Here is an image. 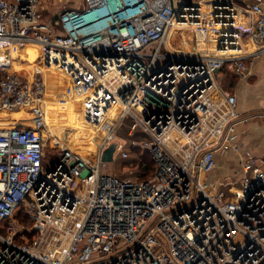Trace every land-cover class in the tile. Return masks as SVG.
Instances as JSON below:
<instances>
[{"label": "built area", "instance_id": "1", "mask_svg": "<svg viewBox=\"0 0 264 264\" xmlns=\"http://www.w3.org/2000/svg\"><path fill=\"white\" fill-rule=\"evenodd\" d=\"M45 8L0 0V69L34 43L63 85L46 92L40 71L41 97L19 98L39 101L0 93V111L77 107L91 130L109 125L93 162L68 146L45 162L40 127L0 124V264H264V157L245 158L238 181L206 178L216 153L241 148L236 97L215 77L264 58V0H80L52 23ZM21 83L0 78L9 94ZM126 119L148 136L130 145L154 163L145 180L101 171L111 143L129 156Z\"/></svg>", "mask_w": 264, "mask_h": 264}, {"label": "crops", "instance_id": "2", "mask_svg": "<svg viewBox=\"0 0 264 264\" xmlns=\"http://www.w3.org/2000/svg\"><path fill=\"white\" fill-rule=\"evenodd\" d=\"M79 4L80 0H67L64 8L76 7ZM46 11L47 8H45L41 13L42 18L44 17L46 22H54L53 20L55 19L57 13L48 17ZM30 48L32 49L30 50V55L38 57L41 60L38 50L39 47L37 45L24 46L19 50V53L24 50L28 51ZM19 53L13 56L10 62L14 72L21 70L23 66L26 67L25 65L20 64L23 63L25 59L26 61H29L26 58V55L21 56ZM19 59L22 61H19ZM248 62H246L248 69L243 77L234 75L232 71V73H230V80L229 77L220 78V76H217L218 74H221V72H219L215 77L216 86L220 91L224 92L225 94H234L236 97V110L239 113L240 118L235 121L234 129L237 133L241 148L238 154L227 152L215 154L216 167L206 177L208 182H219L226 178H236L238 181L242 177L239 172V166L245 158L264 157V58L257 59L252 64H249ZM29 68L32 67L29 66ZM29 70L31 78L36 75L33 69ZM44 71L45 76L46 74H50V71L47 69ZM222 88H224V90H222ZM213 94L215 98L219 96L218 94ZM19 109L25 108L23 107ZM76 111L78 112V109L74 110L72 114H74ZM27 112L28 111L25 110L7 112L0 111V124L15 125L17 123H21L22 120H25L28 116L29 112ZM57 113H50V116H52L53 120L65 125L68 124L72 126L82 121L79 112L75 119L64 118L65 120L68 119L67 122H61L59 119H55L58 116H61ZM243 118H246L247 120L243 121ZM22 124L25 125L26 123L23 122ZM219 158L223 159L224 163H219Z\"/></svg>", "mask_w": 264, "mask_h": 264}, {"label": "rangeland", "instance_id": "3", "mask_svg": "<svg viewBox=\"0 0 264 264\" xmlns=\"http://www.w3.org/2000/svg\"><path fill=\"white\" fill-rule=\"evenodd\" d=\"M67 0H45V5H47V16L50 17L54 14H56L60 9H62L64 7V5H66ZM43 21H46V19L43 17ZM34 48V47H33ZM39 50V49H38ZM40 53V50H39ZM39 56V55H38ZM22 58V57H21ZM25 59V58H24ZM19 61H22L19 59ZM25 65L26 67L23 66V68L21 70L18 71H13V76L19 78V80L22 82L21 85L22 87H27V91L25 93L22 92L21 89V85H19V89L21 91H19L18 93L15 92H11L10 94L6 91L5 87L3 84H5V80H3V84H0V93H2L3 95L7 94L8 96H10L9 100L13 103H19L18 99L21 96H25V94L32 97L37 96L38 98L41 97L40 95V90L39 89H34L35 85L32 84V82L35 80V78L37 77V75H35V77L32 78L30 77V70L29 69H33L34 73L37 74L38 72L41 73L40 71L45 70L42 66H41V60L36 57V59L34 61H23V63H20ZM29 66H31L32 68H29ZM51 71V70H48ZM232 70H230L228 67H225L222 71L221 74L216 73L217 76H220V78L222 77H229V80L231 79V72ZM45 72V71H44ZM43 72V75H44ZM52 72V71H51ZM48 73V72H47ZM40 76H42V74H40ZM44 78H46V76L44 75ZM29 80H31L32 82H29ZM63 85V82H62ZM62 85H59L60 87ZM5 90V91H4ZM50 90V89H49ZM222 90H224V88H222ZM52 93V92H51ZM36 98V97H35ZM25 107V105L21 104L20 107ZM29 107L28 108V116L26 117L25 120H22V122L26 123L25 126H37L40 127V129L43 132V145H44V161L45 162H49L53 159V157L56 155V153L64 147H67L66 145H64V141L66 140V134H63L62 132L60 133V131H62L66 126L62 127H58V132H55L53 128H50L52 131V134L55 136L57 141H61L62 145H57L54 144L55 140L51 135L47 134L48 132L46 131V126L43 125V117L41 116V114L36 112V108L37 106L39 107L38 103H30V105H27ZM26 116V115H25ZM39 117V118H38ZM67 117V115L65 117L60 116L59 120L61 122H67V120H65ZM29 118V119H27ZM65 118V119H64ZM41 123L42 125H37L38 123ZM131 123L130 119H126L122 126L117 130L116 136H117V140L119 143H122L124 145V147L130 149L129 151V156L125 159L120 158L119 154L117 152H114L113 154V160L112 162L106 163L103 168H102V172L106 173V174H113L118 178H123V177H130L131 179L134 178H139L138 173H136V167L134 166V157H138L139 153L137 151V149H134V147H130L131 142L135 141V142H139L141 140H148V136L146 135L145 132H143L141 130V128H137L133 135L130 136L127 134L129 125ZM49 124V121H48ZM50 126V125H49ZM51 127V126H50ZM70 129V127H67V130ZM75 129V128H74ZM46 131V132H45ZM65 131V130H64ZM80 138H85L87 141L88 138H86L85 135H83ZM116 141V140H115ZM114 141V142H115ZM72 145V143H71ZM82 148V147H81ZM219 163H224V160L219 158ZM51 166V165H49ZM131 170V172H130ZM202 181H204V178L201 179ZM161 244L163 246H165V241L162 238H159Z\"/></svg>", "mask_w": 264, "mask_h": 264}, {"label": "bare ground", "instance_id": "4", "mask_svg": "<svg viewBox=\"0 0 264 264\" xmlns=\"http://www.w3.org/2000/svg\"><path fill=\"white\" fill-rule=\"evenodd\" d=\"M178 30L180 31L179 28H178ZM176 33H173V35H175ZM30 45H36V44L30 43V44L25 45V46H30ZM184 45L187 46L186 39L184 41ZM30 50H32V49L30 48V49H28V51L24 50L21 53H19V52L18 53L21 54V56H25L26 55V58L29 61H34L36 59V57L30 55ZM0 71H2L4 73L3 76H1V78H5L7 73L9 75H11V73H14L11 64H9V66L6 67L5 69H0ZM34 77H35V75L32 77V80H33ZM45 81H44V86H45L46 92H49L48 87L50 88V84L52 83V81H55V82L59 83V85H62V82H63L62 81V76L57 71H52V72L50 71V74H46ZM29 82H32V81L29 80ZM19 100L23 101V102H38L39 101V99H34V98H24V99H19ZM58 108H61V107L59 105H57L56 109H58ZM76 109H77V107H74V109H70L69 107L68 108L66 107V109H64V112L67 115L66 118L75 119L77 117V115H78V112L76 111L74 114H72V113ZM18 110L28 111V108H25V109L14 108V109H9V110H4V111H1V112L18 111ZM64 112L60 111V112H58V114L61 115L62 117H65ZM37 115H38V113H37ZM42 117H43V123L42 124L46 126V131L48 132L47 134L51 135L55 139V140H53L54 144L62 145V142L60 140L59 141L56 140V138L52 134V131H51L50 128L52 127L55 132H58L57 131L58 127H62L63 128L64 126H66L62 131H60V133L62 132L63 134L67 135L66 136V140L64 141L63 144L68 146L69 148H71L74 151L80 152L88 160L93 162V157L94 156L92 157V154L96 150V147L98 146L101 138L105 134L106 127L109 124L108 125L105 124L98 131H95V130H91L88 126H86L83 121H80L76 125H72V126L68 125V124H66V125L62 124V123H60L58 121L53 120L52 116H50V112H48L47 114H45ZM55 119H59V118L57 117ZM48 121H49V124H48ZM42 124L39 122L37 125H42ZM67 127H70V129L67 130ZM83 135H85L86 138H88L87 141H85L86 140L85 138H80ZM71 143H72V145H71Z\"/></svg>", "mask_w": 264, "mask_h": 264}, {"label": "trees", "instance_id": "5", "mask_svg": "<svg viewBox=\"0 0 264 264\" xmlns=\"http://www.w3.org/2000/svg\"><path fill=\"white\" fill-rule=\"evenodd\" d=\"M3 74L4 73L0 71V77L3 76ZM134 149H137L139 153L138 157H134V166L136 167L135 172L138 173L139 178H134L133 180H145L152 176L154 172V163L148 153L140 154L138 148Z\"/></svg>", "mask_w": 264, "mask_h": 264}, {"label": "water", "instance_id": "6", "mask_svg": "<svg viewBox=\"0 0 264 264\" xmlns=\"http://www.w3.org/2000/svg\"><path fill=\"white\" fill-rule=\"evenodd\" d=\"M116 148V143H111L104 151L101 157V161L105 163L112 162L113 154Z\"/></svg>", "mask_w": 264, "mask_h": 264}]
</instances>
